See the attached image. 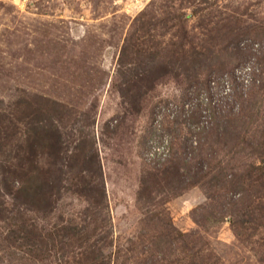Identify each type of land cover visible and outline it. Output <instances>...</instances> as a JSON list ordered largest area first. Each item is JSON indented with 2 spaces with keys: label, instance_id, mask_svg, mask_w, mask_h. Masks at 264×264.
Instances as JSON below:
<instances>
[{
  "label": "rangeland",
  "instance_id": "1",
  "mask_svg": "<svg viewBox=\"0 0 264 264\" xmlns=\"http://www.w3.org/2000/svg\"><path fill=\"white\" fill-rule=\"evenodd\" d=\"M0 264H264V0H0Z\"/></svg>",
  "mask_w": 264,
  "mask_h": 264
},
{
  "label": "trees",
  "instance_id": "2",
  "mask_svg": "<svg viewBox=\"0 0 264 264\" xmlns=\"http://www.w3.org/2000/svg\"><path fill=\"white\" fill-rule=\"evenodd\" d=\"M141 18H143V13L140 15V16H138V17H136V20L135 21H137V20H141ZM139 20V21H140ZM141 22V21H140ZM146 22V19L145 20H143L141 23H142V25L144 24ZM260 146H261V144H260ZM195 173V172H194ZM180 174V178H181V181H180V183H178V186H177V189H179L180 188V184L182 185V187L181 188H185V187H188L189 185H191V184H195L196 182H198V181H200V180H203L204 178H201V176L202 175H204L205 174V171H202V172H198L196 175H195V178H197V179H195L194 177H191L192 175H189V173H183V174H181V173H179ZM199 177V178H198ZM179 178V179H180ZM84 188H85V190H83V189H81L80 191L82 192L83 191V193H85V195H86V192H87V190H88V197H90V200H92V201H96V197H97V195L98 194H94V188H92V187H88L89 189H87L86 188V186H84ZM101 196H103V199L106 197V194H105V189H104V187H102L101 188ZM93 249V248H92ZM91 253H93V251H90Z\"/></svg>",
  "mask_w": 264,
  "mask_h": 264
}]
</instances>
